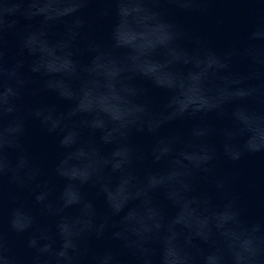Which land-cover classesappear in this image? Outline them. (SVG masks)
I'll list each match as a JSON object with an SVG mask.
<instances>
[{
  "label": "clouds",
  "instance_id": "obj_1",
  "mask_svg": "<svg viewBox=\"0 0 264 264\" xmlns=\"http://www.w3.org/2000/svg\"><path fill=\"white\" fill-rule=\"evenodd\" d=\"M90 2L0 0V264H20L11 254L4 230L8 200L14 202L6 217L8 231L28 234L31 264H84L86 243L112 229V239L122 243L135 264H264V221L250 223L242 218L238 200L229 192L231 180L214 170L221 157L237 162L245 155L264 153V140L253 141L250 133L243 143L225 140L231 147L221 143L218 149L211 138L224 137L225 129L204 119L214 114L240 127L243 114L264 128V109L252 107L264 105V22L251 25L242 40L218 53L199 40L195 47H185L184 31L159 9L163 3H172L192 11L207 0H105L113 5L115 15L110 42L104 45L87 40L85 48L91 59L81 63L77 54L84 41L85 20L79 14ZM128 9H135V13L127 15ZM133 19L157 38L155 46L143 53H136L121 40L122 30ZM21 20L27 23L18 30ZM56 22H64L65 29L57 41L61 45L60 67L53 70L36 42L51 46L48 29ZM14 30H18L20 52L15 63L9 64L5 35ZM25 56L31 58L27 65ZM145 62L158 65L160 71L145 72ZM237 63L245 64L247 70L235 71ZM194 75L199 78L204 102L179 106L176 86L191 84ZM34 76L39 77L40 87H34ZM210 77L218 78L214 90L206 87ZM136 78L173 94L162 108L155 109L142 98L146 90L134 85ZM74 82L78 86L74 87ZM41 92L54 93L70 102V107L60 111L55 105L38 104L22 110L26 94L37 96ZM186 118L195 121L186 136L160 135L165 124ZM30 119L60 136L64 152L51 177L23 151L22 138ZM85 130L99 134L100 143L112 146V150L103 153L96 142L85 137ZM137 132L152 137L147 152L131 142ZM12 150L20 152L15 161L9 158ZM73 153L86 158L75 161L70 169L68 161ZM148 157L153 164L163 162L165 167L145 168L138 181L136 168ZM112 173L127 178L129 195L146 204L149 214L130 218L127 203L113 198V186L107 179ZM200 178L212 185L221 204L210 194H196ZM5 179L19 191L28 190L31 201L7 192ZM54 179L63 182L58 191ZM87 186L103 196L106 215L98 214L85 194ZM157 192L176 209L177 216L185 206L194 208L195 219L183 224L177 216L166 215L154 200ZM73 208L79 211L78 217L69 213ZM38 215L52 223L43 222ZM111 217H119L118 222L113 224ZM89 264L121 261L109 248L92 255Z\"/></svg>",
  "mask_w": 264,
  "mask_h": 264
}]
</instances>
